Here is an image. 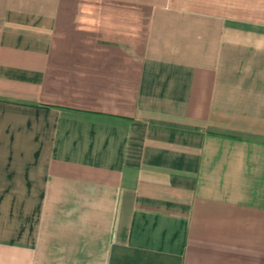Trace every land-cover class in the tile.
<instances>
[{
  "label": "crops",
  "instance_id": "crops-1",
  "mask_svg": "<svg viewBox=\"0 0 264 264\" xmlns=\"http://www.w3.org/2000/svg\"><path fill=\"white\" fill-rule=\"evenodd\" d=\"M0 264H264V0H0Z\"/></svg>",
  "mask_w": 264,
  "mask_h": 264
}]
</instances>
